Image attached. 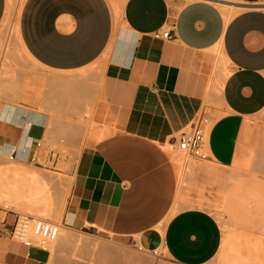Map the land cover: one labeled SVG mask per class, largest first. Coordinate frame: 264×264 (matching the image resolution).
I'll list each match as a JSON object with an SVG mask.
<instances>
[{
    "label": "crops",
    "instance_id": "obj_1",
    "mask_svg": "<svg viewBox=\"0 0 264 264\" xmlns=\"http://www.w3.org/2000/svg\"><path fill=\"white\" fill-rule=\"evenodd\" d=\"M121 7L25 0L21 8L18 44L37 65L20 63L16 86L0 85V185L6 169L16 180L12 206L0 203V264L51 262L49 250L26 247L10 232L19 211L41 216L22 206L34 176L48 188L59 181L46 173L41 143L50 111L65 106L61 88L70 82L57 75L85 69L95 141L58 188L64 201L53 218L68 230L142 246L157 256L154 264H241L238 247L244 264H264V218L254 232L227 233L181 185L168 149L202 115L210 121L204 161L213 164L205 173L248 171L240 165L252 158V171L264 172V160L256 161L264 154V0H124ZM7 10L0 0V26ZM123 29L130 32L121 36ZM166 31L170 38L156 36ZM58 166L53 172L66 175ZM233 235L239 240H228Z\"/></svg>",
    "mask_w": 264,
    "mask_h": 264
},
{
    "label": "rangeland",
    "instance_id": "obj_2",
    "mask_svg": "<svg viewBox=\"0 0 264 264\" xmlns=\"http://www.w3.org/2000/svg\"><path fill=\"white\" fill-rule=\"evenodd\" d=\"M24 2L25 0H8L7 14L0 26V85H5L8 91L11 87H15L16 81L20 79L17 72L19 73L25 66L21 67L20 63L31 62L33 67L37 65L25 55L23 48L18 44L19 38L16 35L13 36V32L10 34L11 28L14 25L17 26ZM111 2L112 4H118L124 2V0H111ZM128 31L123 29L120 33L121 36ZM88 73L89 71L85 69L76 73L57 75V77L67 78L70 84L66 90L61 88L65 96L64 108L61 111H50L51 120L48 126L47 138L41 143V149L46 148L45 152H47V161L44 164L49 166L50 171L46 173L58 177L59 181L56 185L51 182L48 188L35 175L33 179L34 188L30 191V198L27 200L26 194H22L23 200L29 201L22 206L41 215L40 217L34 215V217H42L41 219L58 224L61 229L65 228L59 220L53 218L58 214L64 201L63 196L58 197V188L64 190V186L68 184L70 179L68 174L72 172L79 153L85 146L95 141L92 124L89 120L91 114L89 99L92 90L89 87L90 77L87 75ZM53 78V76H50V82ZM221 87L222 82L220 83V89ZM51 95L53 96L52 89ZM57 121L59 122L57 123ZM261 147H263L264 152V135ZM171 148L168 149L172 154V158L180 166L181 185L193 188L198 207L213 214L229 234L238 233L245 229L254 232L260 228L258 218H264V188L255 186H261L259 181L264 182V172L252 171L254 168L250 166V162L253 161V158L244 160L240 165L243 170L248 171L241 170L242 172H240V169H233L234 174L227 175L224 178L223 172H221V176L204 172L203 168L205 166H213L211 162L208 163L185 155L176 148ZM51 156L53 161L49 162ZM259 159L264 160V154L258 156L256 161H259ZM57 160H59L58 168L66 175L53 172L52 168ZM4 175L6 182L0 185V203L5 202L6 207H11L12 205L9 203L10 182H16V180H14V175L10 176L8 169L4 171ZM203 176H205V180H201ZM14 207L16 206L14 205ZM19 212L21 215H29L22 211ZM66 230L68 229L60 231L59 236L61 237V233L66 234ZM68 231L81 239L85 238L91 245H97V248L102 249L92 252L82 247L68 245L65 236H62L57 239L56 244L54 243L49 248V251L52 252V264H154L157 259V256L153 253L139 251L137 246L120 244L107 238H99L73 230ZM231 237L233 240H239L235 235L229 236L228 240H231ZM242 250L241 247H238L235 251L237 256L235 260L244 264L249 259L241 256ZM112 251L119 253L121 257L125 256L127 258L114 259L110 255Z\"/></svg>",
    "mask_w": 264,
    "mask_h": 264
},
{
    "label": "built area",
    "instance_id": "obj_3",
    "mask_svg": "<svg viewBox=\"0 0 264 264\" xmlns=\"http://www.w3.org/2000/svg\"><path fill=\"white\" fill-rule=\"evenodd\" d=\"M171 31L159 33L156 36L170 38ZM210 124L208 118L204 116L197 117L188 130L182 132L177 139L176 147L185 155L195 157L201 160L208 159L205 150L206 126ZM40 145V144H38ZM61 226L29 215H19L15 225L10 232V237L25 245L26 247H37L49 250L50 244L55 242L60 235ZM139 251L145 252L142 246H137Z\"/></svg>",
    "mask_w": 264,
    "mask_h": 264
},
{
    "label": "bare ground",
    "instance_id": "obj_4",
    "mask_svg": "<svg viewBox=\"0 0 264 264\" xmlns=\"http://www.w3.org/2000/svg\"><path fill=\"white\" fill-rule=\"evenodd\" d=\"M113 5H116L117 6V11H118V13H120V10H121V6H122V2H120V3H118V4H113ZM225 8V7H224ZM226 9V8H225ZM241 9H239V11H240ZM118 20H119V17H118ZM119 23V22H118ZM12 32H13V36H15L16 35V37H18V27L16 26V25H14L12 28H11V31H10V34H12ZM10 34H9V36H10ZM224 56V55H223ZM220 89V88H219ZM169 148V147H168ZM176 149H177V147H175ZM178 150V149H177ZM170 151V150H169ZM179 151V150H178ZM181 152V151H180ZM183 153V152H182ZM25 214H27V213H25ZM30 216H33L34 217V215H31V214H29ZM40 217V216H39ZM42 218V217H41ZM63 230H65V229H61L60 231H63ZM67 231V233L65 234V233H61V237L62 236H65V239H66V242H67V244L68 245H72V246H78V247H82L83 249H86V250H90V251H92V252H95V251H98L99 249H102V248H97V245H91V243H89L87 240H85V238L84 239H81L80 237H78V236H76L74 233L72 234V233H70V231H68V230H66ZM72 231V230H71ZM60 236H59V238H61ZM58 238V239H59ZM57 241V240H56ZM56 241L55 242H53L52 244H50V246H49V248H51V246H53V244L55 243L56 244ZM58 242V241H57ZM107 249V248H106ZM107 250H109V249H107ZM106 251V250H105ZM115 251V250H114ZM114 251H112L111 252V256L114 258V259H122V258H127V257H125V256H120V254L119 253H117V252H114ZM52 253V252H51ZM52 255V254H51ZM123 261V260H122ZM128 261H130V260H128ZM132 261V260H131ZM49 263L50 264H52V261L50 262V260H49Z\"/></svg>",
    "mask_w": 264,
    "mask_h": 264
}]
</instances>
